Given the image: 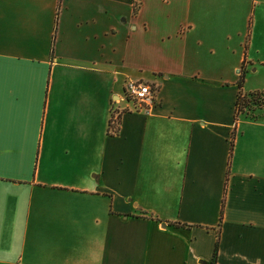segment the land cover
Returning a JSON list of instances; mask_svg holds the SVG:
<instances>
[{
    "label": "crops",
    "instance_id": "1",
    "mask_svg": "<svg viewBox=\"0 0 264 264\" xmlns=\"http://www.w3.org/2000/svg\"><path fill=\"white\" fill-rule=\"evenodd\" d=\"M262 53L264 0H0V264H264Z\"/></svg>",
    "mask_w": 264,
    "mask_h": 264
},
{
    "label": "trees",
    "instance_id": "2",
    "mask_svg": "<svg viewBox=\"0 0 264 264\" xmlns=\"http://www.w3.org/2000/svg\"><path fill=\"white\" fill-rule=\"evenodd\" d=\"M243 76L239 73L238 78L236 80L237 91L234 99V109H233V117L236 118L238 115H244L249 118H255L258 112L264 115V107L260 105V103L264 100V89H253L248 91H242ZM128 101L129 98L125 97ZM117 115L114 117H110L109 125L110 129H112L113 124L116 122ZM217 251V237L214 242V247L212 251V262L215 258ZM213 264V263H212Z\"/></svg>",
    "mask_w": 264,
    "mask_h": 264
},
{
    "label": "built area",
    "instance_id": "3",
    "mask_svg": "<svg viewBox=\"0 0 264 264\" xmlns=\"http://www.w3.org/2000/svg\"><path fill=\"white\" fill-rule=\"evenodd\" d=\"M156 86L141 79H127L123 85L124 97H128L133 108L144 111L151 109L156 103Z\"/></svg>",
    "mask_w": 264,
    "mask_h": 264
},
{
    "label": "rangeland",
    "instance_id": "4",
    "mask_svg": "<svg viewBox=\"0 0 264 264\" xmlns=\"http://www.w3.org/2000/svg\"><path fill=\"white\" fill-rule=\"evenodd\" d=\"M122 18H123V16H122ZM126 22H127V16L124 15V20H122L121 23H122V25H124ZM262 55H261V58H264V53H262ZM255 62H253V64H248L246 66V69L243 71V75H242L243 76V80H242L243 90L247 91V90H252V89H262L263 88L264 64L257 61V65H255ZM234 71H235V69H234ZM119 92H121V89H119ZM125 104L131 105V101H128L124 97V94L122 93V99L119 102V105L123 106ZM260 105L262 107H264V100L260 103Z\"/></svg>",
    "mask_w": 264,
    "mask_h": 264
}]
</instances>
